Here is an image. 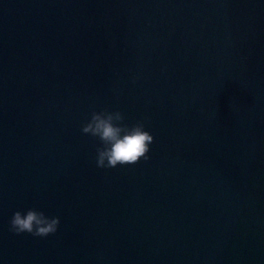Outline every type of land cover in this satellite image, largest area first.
Returning <instances> with one entry per match:
<instances>
[{
  "label": "water",
  "instance_id": "95a60500",
  "mask_svg": "<svg viewBox=\"0 0 264 264\" xmlns=\"http://www.w3.org/2000/svg\"><path fill=\"white\" fill-rule=\"evenodd\" d=\"M103 108L147 161L96 166ZM0 264H264V0H0Z\"/></svg>",
  "mask_w": 264,
  "mask_h": 264
},
{
  "label": "clouds",
  "instance_id": "9594fccd",
  "mask_svg": "<svg viewBox=\"0 0 264 264\" xmlns=\"http://www.w3.org/2000/svg\"><path fill=\"white\" fill-rule=\"evenodd\" d=\"M135 82V80H133ZM119 110L103 108L93 110L90 118L82 122L81 132L98 140L95 164L101 169L135 165L141 159L147 161L154 137L145 130V122L139 120L131 125ZM60 225L58 216H47L43 211L29 208L15 211L9 221V230L16 235L30 234L46 238L57 233Z\"/></svg>",
  "mask_w": 264,
  "mask_h": 264
}]
</instances>
